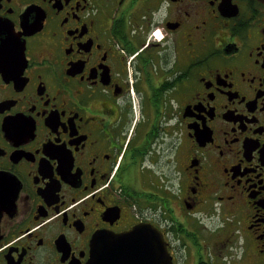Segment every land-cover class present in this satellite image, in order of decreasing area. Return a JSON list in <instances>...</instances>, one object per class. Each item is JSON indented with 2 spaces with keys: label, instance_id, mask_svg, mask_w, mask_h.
Returning <instances> with one entry per match:
<instances>
[{
  "label": "flooded vegetation",
  "instance_id": "af4514ba",
  "mask_svg": "<svg viewBox=\"0 0 264 264\" xmlns=\"http://www.w3.org/2000/svg\"><path fill=\"white\" fill-rule=\"evenodd\" d=\"M139 225L264 264V0H0V264Z\"/></svg>",
  "mask_w": 264,
  "mask_h": 264
},
{
  "label": "water",
  "instance_id": "95a60500",
  "mask_svg": "<svg viewBox=\"0 0 264 264\" xmlns=\"http://www.w3.org/2000/svg\"><path fill=\"white\" fill-rule=\"evenodd\" d=\"M147 235L151 241L146 239ZM98 237L92 247L94 264H171L159 230L137 226L112 236L110 245L102 238L104 236ZM149 242L154 253H150Z\"/></svg>",
  "mask_w": 264,
  "mask_h": 264
},
{
  "label": "rangeland",
  "instance_id": "374dc122",
  "mask_svg": "<svg viewBox=\"0 0 264 264\" xmlns=\"http://www.w3.org/2000/svg\"><path fill=\"white\" fill-rule=\"evenodd\" d=\"M220 218L219 217H211V218H208L206 217V224L208 225H212L213 223H217V221L219 220ZM211 220V221H209ZM222 239L224 238V236L221 237ZM240 244H235L234 247L232 246V248L229 250V251H232V255H226L224 254V252L222 253V256L220 257L221 258V264H227L225 262V259H227V261H230L231 264H234L236 262L239 261V258H240ZM229 264V263H228Z\"/></svg>",
  "mask_w": 264,
  "mask_h": 264
}]
</instances>
